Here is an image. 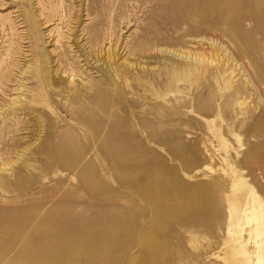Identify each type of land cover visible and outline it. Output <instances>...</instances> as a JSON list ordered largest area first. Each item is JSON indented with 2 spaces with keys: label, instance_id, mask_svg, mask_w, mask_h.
I'll return each instance as SVG.
<instances>
[{
  "label": "rangeland",
  "instance_id": "obj_1",
  "mask_svg": "<svg viewBox=\"0 0 264 264\" xmlns=\"http://www.w3.org/2000/svg\"><path fill=\"white\" fill-rule=\"evenodd\" d=\"M70 1L0 0V264L256 262L264 0Z\"/></svg>",
  "mask_w": 264,
  "mask_h": 264
},
{
  "label": "bare ground",
  "instance_id": "obj_2",
  "mask_svg": "<svg viewBox=\"0 0 264 264\" xmlns=\"http://www.w3.org/2000/svg\"><path fill=\"white\" fill-rule=\"evenodd\" d=\"M72 1V0H71ZM70 1V2H71ZM84 2H91V0H82V3ZM53 3V2H52ZM67 3V2H66ZM76 3V2H75ZM71 5V4H70ZM53 7V6H51ZM92 8V7H91ZM54 9V8H53ZM72 10V9H71ZM79 11V10H78ZM84 13V12H83ZM85 15V14H84ZM78 16V15H77ZM76 16V17H77ZM42 18V17H41ZM58 18V16H57ZM81 18V16H80ZM16 20V19H15ZM18 20V19H17ZM86 21V20H85ZM73 22V21H72ZM71 22V23H72ZM82 23V22H81ZM79 25V24H78ZM76 28V27H75ZM85 28V27H84ZM79 29V28H78ZM84 37H86V40L88 41V44H92L94 42L93 38L91 37V35L89 33H87V30L83 31ZM67 35V34H66ZM74 36V35H73ZM69 37V36H68ZM71 39V38H70ZM69 39V40H70ZM74 41V40H73ZM66 42V41H65ZM71 42V41H70ZM68 42V43H70ZM110 42V41H109ZM75 43V42H74ZM113 43V42H112ZM77 44V42H76ZM54 45V44H53ZM78 45V44H77ZM76 45V46H77ZM42 46V45H41ZM116 46V45H115ZM79 49V48H78ZM88 49V48H87ZM67 51H65L64 54L60 55L58 57V63H60L61 65H65V67H63V73L64 74H69V76H73V75H77L79 76V78L82 80V82H76V81H72V85L75 86L74 89H79L87 94H89L90 86H87L88 81L86 79L83 78L84 76V71L77 69L76 65L74 62H69L68 61H63L62 58L66 57L69 60V55L72 52L73 49L67 47L66 49ZM39 51V50H37ZM119 52V51H118ZM55 54V53H54ZM84 54V53H83ZM87 55V54H86ZM89 55V54H88ZM117 55V54H116ZM115 55V56H116ZM82 56V55H81ZM84 56V55H83ZM93 56V55H92ZM114 56V57H115ZM40 57V56H39ZM47 57V56H46ZM49 58V57H48ZM82 58V57H81ZM84 58V57H83ZM40 59V58H39ZM110 60V59H109ZM40 61V60H39ZM53 61V60H52ZM79 61V60H78ZM123 63V62H122ZM52 64V63H51ZM83 66V65H82ZM93 67V66H92ZM91 67V68H92ZM116 67V66H115ZM57 68V67H56ZM110 69V68H109ZM52 70V69H51ZM61 70V69H60ZM90 70V69H89ZM95 70V69H94ZM60 72V71H59ZM114 73V72H113ZM22 74V73H21ZM91 75V74H90ZM112 77V76H111ZM91 79V78H90ZM52 80V79H51ZM69 85V84H68ZM77 85V87H76ZM36 86V85H35ZM92 86V85H91ZM98 86V85H97ZM92 88V87H91ZM66 89L69 90V88L66 86ZM71 89V88H70ZM63 91V90H62ZM53 93H55L56 91H52ZM69 95V94H68ZM25 97V96H24ZM13 109V108H12ZM0 170L4 171L5 169H3L0 166ZM240 214L239 219L240 223L243 221L242 224V229H241V236L244 235L245 233V229L244 226L246 224H253L255 222V224L253 226L250 227L249 229V233L256 239V245H257V255H256V262L251 260V254L248 252V248H241V253L247 258V261H242L241 264H264V234L262 235V233H259V231L262 229L263 225H264V201L259 199V200H251L250 202H247L246 204H244L241 209L239 210V212L237 213ZM263 230V229H262ZM261 230V231H262ZM255 257V256H254ZM255 262V263H254Z\"/></svg>",
  "mask_w": 264,
  "mask_h": 264
}]
</instances>
